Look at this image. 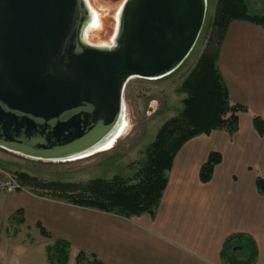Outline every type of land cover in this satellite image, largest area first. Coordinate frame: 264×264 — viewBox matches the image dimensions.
I'll use <instances>...</instances> for the list:
<instances>
[{
	"label": "water",
	"instance_id": "water-1",
	"mask_svg": "<svg viewBox=\"0 0 264 264\" xmlns=\"http://www.w3.org/2000/svg\"><path fill=\"white\" fill-rule=\"evenodd\" d=\"M207 0H124L111 47L84 40L85 0H0V149L36 160L92 153L121 122L131 79L176 71Z\"/></svg>",
	"mask_w": 264,
	"mask_h": 264
},
{
	"label": "crops",
	"instance_id": "crops-1",
	"mask_svg": "<svg viewBox=\"0 0 264 264\" xmlns=\"http://www.w3.org/2000/svg\"><path fill=\"white\" fill-rule=\"evenodd\" d=\"M218 69L229 101L247 112L233 135L216 131L181 147L152 217L125 219L28 191L0 193V198L7 199L4 194L15 199L5 212L21 211L23 225H40L52 240L95 256L102 264H222V247L229 237L252 241L253 264H264V195L255 187L257 178L264 179V135L252 126L253 117L264 116L262 30L245 22L231 23ZM213 153L220 162L210 180L202 183L200 169Z\"/></svg>",
	"mask_w": 264,
	"mask_h": 264
},
{
	"label": "rangeland",
	"instance_id": "rangeland-1",
	"mask_svg": "<svg viewBox=\"0 0 264 264\" xmlns=\"http://www.w3.org/2000/svg\"><path fill=\"white\" fill-rule=\"evenodd\" d=\"M87 1L98 13L101 25L91 33L87 43L94 47H111V38L116 29L115 16L124 0ZM217 1H206L204 25L198 41L176 71L159 80L134 78L127 82L123 91V104L128 129L110 150L67 161L36 160L0 151V166L4 174L20 183L22 191L48 199H51L50 193L53 191L45 187L48 184L81 185L93 180L110 181L114 177L133 183L147 161L146 152L155 141L159 129L183 110L185 95L180 92V85L207 46ZM246 3L251 14L264 15V0H246ZM98 18L93 28L98 26ZM18 174H24L36 183L26 185L20 182ZM3 197L7 199L0 198V264H52L49 261L51 254L47 249L52 248L54 240L42 238L36 228L20 224V215L6 213L5 210H10L15 199L4 194ZM227 240L230 242L225 245V256L239 261L246 260L248 245L244 250H238L236 247L241 246L238 237H229ZM77 255L76 249L69 248L67 264H77ZM57 258L53 264H59ZM88 259L87 257L81 264H93Z\"/></svg>",
	"mask_w": 264,
	"mask_h": 264
},
{
	"label": "trees",
	"instance_id": "trees-1",
	"mask_svg": "<svg viewBox=\"0 0 264 264\" xmlns=\"http://www.w3.org/2000/svg\"><path fill=\"white\" fill-rule=\"evenodd\" d=\"M233 22L257 26L264 35V15L251 14L246 0L217 1L207 46L180 85V92L185 95L182 101L183 110L159 129L155 141L146 152L147 161L133 183L114 177L110 181L93 180L81 185L48 184L45 187L53 189L50 200L125 219L142 215L152 217L167 185L166 174L181 147L197 137L207 136L216 131H225L233 135L238 129L240 116L247 112L244 106L229 101L226 86L218 69L220 49L228 27ZM252 126L259 136H263L264 116L253 117ZM219 162L218 154L209 155L200 169L199 178L202 183L210 180ZM17 176L20 182L26 185L36 183L24 174ZM255 187L259 194L264 195V179L257 178ZM21 214V211H18L16 215ZM19 223L23 224L24 220L20 219ZM36 228L42 238L52 239L40 225ZM238 241L241 242V246L236 247L238 250H244L248 245L247 259L239 261L225 256V245L230 242L226 240L221 252L222 264L254 263L256 250L252 241L241 238ZM53 242L52 248L47 249L51 254L49 261L53 264L59 257L57 258L59 264H67L69 245L58 240ZM87 257L93 264H102L95 256L83 252L76 256L77 264H81Z\"/></svg>",
	"mask_w": 264,
	"mask_h": 264
},
{
	"label": "bare ground",
	"instance_id": "bare-ground-1",
	"mask_svg": "<svg viewBox=\"0 0 264 264\" xmlns=\"http://www.w3.org/2000/svg\"><path fill=\"white\" fill-rule=\"evenodd\" d=\"M86 1V4H87V6H88V8H89V11H90V13H91V21H90V23H89V25L87 26V28L85 29V31H84V35H83V37H84V40L86 41V42H88V40H89V36L91 35V33H93V31H96V30H98V28L101 26L100 25V19L98 18V13H96L92 8H91V6L89 5V3H88V1L87 0H85ZM122 7V6H121ZM121 7H120V9H119V11H118V13H117V15L115 16V20H116V29H115V31H114V35H113V37L111 38V41H112V44L114 43V37H115V34H116V32H117V28H118V20H119V15H120V10H121ZM96 10V9H95ZM106 10V9H105ZM98 11V10H97ZM112 13V12H111ZM97 18L99 19L98 20V22H99V24H98V26L96 27V28H93L94 26H95V24L97 23ZM105 20V19H104ZM102 22H104V21H102ZM111 22V21H110ZM112 23V22H111ZM110 32V31H109ZM99 33V32H98ZM101 33H103V31L101 32ZM100 36V35H99ZM111 36V35H110ZM100 42V41H99ZM91 43V42H90ZM122 115H121V122H120V125H119V127L117 128V130H116V132H115V134L113 135V137L106 143V145H104L103 147H101V148H98V150H96V151H94V152H92V153H89V154H87V155H84V156H81V157H77L76 159H80V158H85V157H88V156H91V155H93V154H95V153H99V152H104V151H108V150H110L112 147H113V145L115 144V142L118 140V139H120L126 132H127V129H128V122H127V120H126V118H125V116H124V104H123V106H122ZM71 160H74V159H71Z\"/></svg>",
	"mask_w": 264,
	"mask_h": 264
},
{
	"label": "built area",
	"instance_id": "built-area-1",
	"mask_svg": "<svg viewBox=\"0 0 264 264\" xmlns=\"http://www.w3.org/2000/svg\"><path fill=\"white\" fill-rule=\"evenodd\" d=\"M22 190L20 184L14 178L0 170V193H13Z\"/></svg>",
	"mask_w": 264,
	"mask_h": 264
}]
</instances>
